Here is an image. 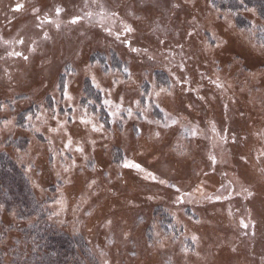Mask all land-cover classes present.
<instances>
[{"label":"rangeland","instance_id":"obj_1","mask_svg":"<svg viewBox=\"0 0 264 264\" xmlns=\"http://www.w3.org/2000/svg\"><path fill=\"white\" fill-rule=\"evenodd\" d=\"M261 29L264 0H0V148L94 264H264ZM18 135L27 145L5 144ZM16 238L0 243L7 264Z\"/></svg>","mask_w":264,"mask_h":264},{"label":"trees","instance_id":"obj_2","mask_svg":"<svg viewBox=\"0 0 264 264\" xmlns=\"http://www.w3.org/2000/svg\"><path fill=\"white\" fill-rule=\"evenodd\" d=\"M96 2L100 6L101 2ZM89 85L86 80L84 90L87 97L94 93ZM27 113L17 116L16 124L19 127L25 128ZM27 142V136L18 135L16 138L10 136L5 144L25 146ZM48 200V196L42 199L36 197L25 174L24 163L18 162L4 148H0V243L8 230L22 233V239L16 238L15 248L10 249L12 258L8 264H86L87 259L96 263L92 250L82 236L67 233L55 224ZM3 210H13L15 224L5 226L2 223ZM24 221L26 225H23ZM22 242L26 250L21 252L18 247ZM0 264H7L1 249Z\"/></svg>","mask_w":264,"mask_h":264},{"label":"snow or ice","instance_id":"obj_3","mask_svg":"<svg viewBox=\"0 0 264 264\" xmlns=\"http://www.w3.org/2000/svg\"><path fill=\"white\" fill-rule=\"evenodd\" d=\"M239 3H240L241 5H243V4L245 3V0H239ZM23 7H24L23 4L17 3V4L15 5V9H14V10H15V11H19V10H21ZM245 10H246V11H252L251 9H247V8H246ZM33 12H34V14H36V13L39 12V9H33ZM60 12H61V9H60V8H57V9H56V15L59 16ZM88 15L90 16L91 13H89ZM113 15H115V13H113ZM37 19H39V16H38V15H37ZM79 19H80V17H73V19L70 21V23L75 24V23H77V22L79 21ZM45 22H46V23H51L50 20H46ZM57 27H59V25H57ZM253 27H255V25H253ZM261 30L264 31V29H261ZM123 31L126 32V33H130V32L133 31V29H132L130 26L125 25L124 28H123ZM108 32H109V35L112 34V33H111V30H108ZM188 34H189V35H192L191 32L188 33ZM119 38H120V34L117 33V35H116V39H119ZM45 39H47V34H46V33H45ZM123 42L126 44V46H129V47H130V50H131L132 52H139V51H140V49H137V48H135V47H131V46H130V42H129L127 39H125ZM16 43H18V44H23V43H24V40H23V39H19V40L16 41ZM161 43H163V41H161ZM9 55L21 56L22 53H20L19 51H16V52H13V53H9ZM24 59H27V57H24ZM91 79H92V84H93V86L96 87V88H100V84L96 81L95 76L91 77ZM161 91H164V89H161ZM64 98H65V100H68V101H71V100H72V97L68 94V85H67V84L64 85ZM89 103H91V101H89ZM105 103H106V104H109V103H111V102L106 100ZM116 107L119 108V106H116ZM73 111L75 112V109H73ZM127 111H128V115L131 116V115H132V110H131V109H128ZM112 115H114V116L117 115V112H113ZM52 118L54 119L55 117H52ZM167 118H168V117L166 116V119H167ZM79 122H80V124H84V125H86V126H87V125H91V130H92L93 132H100L101 129H102V127H103L102 125L97 126L95 123H93V122H92V119L88 116L86 110H85V112H84V115L80 116V118H79ZM175 123H176V121L173 119V120H172V124H175ZM5 124H6V125H7V124H11V121H10V120H6V121H5ZM164 126H165V127H168L169 125L165 124ZM58 127H61V128H62V127H64V126H63V125H58ZM56 130H57L56 128H50V129H49V131H52V132H55ZM186 131H191V135H192L193 137H195V136L197 135V132H196V129H195V128H193V129H191V130L186 129ZM65 135H69V133L66 131V132H65ZM158 135H159V133H157V136H158ZM72 144H73V141H72L71 138H69V139L67 140V142L65 143L64 147L67 149V148H69ZM75 151H76V152H81V153H82V152L84 151V149H83L82 147H80L79 144H77V146L75 147ZM210 159L212 160L213 163H215V158H214V157H210ZM123 167H125V168H135V169H137V170L143 171V169H142V167H141L140 164H137V163H134V162H130V161H125L124 164H123ZM148 176H150L153 180H156V177H155L152 173H148ZM160 183H165V181L161 180ZM173 187H174V186H173ZM176 191L179 192L180 189L177 188ZM177 201H178V202H183L182 197H177ZM107 223H108V224H111V221L109 220ZM241 226H242V227H247V225H246V224H243V222H241ZM193 239L195 240L196 238L193 237Z\"/></svg>","mask_w":264,"mask_h":264}]
</instances>
